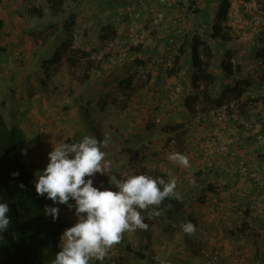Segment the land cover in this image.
Here are the masks:
<instances>
[{
  "label": "crops",
  "instance_id": "obj_1",
  "mask_svg": "<svg viewBox=\"0 0 264 264\" xmlns=\"http://www.w3.org/2000/svg\"><path fill=\"white\" fill-rule=\"evenodd\" d=\"M35 1L39 3L40 17L30 11L34 0H0V111L10 124L24 129L28 145L24 155L26 163L36 174L42 173L49 163L53 140L72 143L89 135L103 141L107 136L110 138L108 147L102 150L107 153L106 159L112 161V167L106 174L97 173L92 177L95 187L117 190L110 184L109 175L119 179L125 172L149 174L147 170L160 165L173 174L175 170L163 159L158 162L139 158L138 163V158L130 151L144 144L143 137L150 135L147 131L153 128V119L160 107L169 118L175 112L177 122L185 120L178 117L179 113L186 117L190 114L185 101L190 94L198 92L192 81L190 83L196 72L192 65V37L210 35L212 30L208 26L216 23L224 0H174L164 5L159 0H67L68 12L65 13V5L62 13H54L46 0ZM228 1L231 6L223 22L225 28L219 34L227 35L229 40L209 42L215 44V54L223 52L238 58L236 64L243 69L245 80L258 81L257 77L263 76L257 62L258 56H264V0ZM68 5L71 8L67 9ZM151 5L163 14L159 21L149 12ZM186 7L192 8L194 14L177 37L175 59H178L174 61V72L165 75L161 67L172 19L184 17ZM129 10L144 14L137 22L141 42L118 43L113 50H108L110 39L107 38L113 30L117 34L124 29ZM120 28L122 30L118 31ZM75 33L79 34L77 40H74ZM121 37L122 34L117 39L120 41ZM65 42L70 45L62 48L64 52L85 51L91 56L94 68L87 70L89 62L80 66L85 60L83 56L78 66L71 67L67 52H62L60 61L46 64L44 61L53 58ZM18 45L23 46L24 52L10 67L7 58L10 53L16 55ZM222 59L217 60L220 67ZM143 62L151 64L150 71L139 70ZM213 65L210 62V67ZM77 69L82 70L80 75ZM86 72L87 78L83 76ZM220 74L215 92L228 96L238 94L244 82H238L235 75L227 77L222 71ZM230 80L233 82L228 83ZM129 82L131 84L127 85ZM246 109L245 117H249L251 113ZM229 123L230 127L222 126L223 130L231 133L236 142L239 138L237 140L238 136L232 133L234 124L231 120ZM205 130L202 128L201 134H205ZM250 135L242 131V136ZM191 159L188 184L176 189L182 199L188 200L180 219L164 213L160 207L156 210L162 215L152 219L142 212L149 224L148 230L125 233L121 243L104 261L93 259L90 264H158L156 257L166 260L167 264H206L202 251L213 249L223 253L225 264L234 255L246 257L242 264H256L257 258H262L261 264H264V191L252 180L257 177L258 168L264 167V156L248 163L249 170L239 183L227 177L229 174L219 178V160ZM204 169L214 172L204 173ZM195 171L198 174L195 175ZM161 178L167 181L169 177ZM216 185L221 187L219 191ZM207 193L214 196L212 203L191 198L193 194ZM246 194L248 199L244 201ZM235 199H241V207L234 205ZM250 201L256 203L252 208L248 205ZM69 204L73 206L71 209L62 204L67 228L77 222L75 201L70 200ZM188 221L196 226L192 235L181 229V224ZM137 233L140 236L135 243ZM196 242L200 251L191 253L192 248H197Z\"/></svg>",
  "mask_w": 264,
  "mask_h": 264
},
{
  "label": "clouds",
  "instance_id": "obj_2",
  "mask_svg": "<svg viewBox=\"0 0 264 264\" xmlns=\"http://www.w3.org/2000/svg\"><path fill=\"white\" fill-rule=\"evenodd\" d=\"M189 9L194 14L192 8ZM210 41L213 42L212 39ZM208 45L212 47L211 44ZM15 54L20 55V53L16 52ZM228 57H230L229 59L233 68V72L228 76L235 75L238 82L245 83V78L241 73L244 71L242 68H239V64H236L238 58H236V62L234 63L232 59L235 56ZM260 60H264V56H258L257 62L259 68H261L260 71L262 70L263 73V67L259 64ZM164 61L165 58L163 63ZM174 61L167 70L164 69L162 63L161 68L165 75L173 67ZM206 61L208 60L206 59ZM145 64H149L150 67L146 70H141L140 66ZM138 68L141 72L150 71L151 64L143 62L139 64ZM257 70L259 71V69ZM261 78L263 76L259 79ZM244 87L245 85H243ZM242 90L240 87L238 90L239 95L236 94V96L240 97ZM197 93L195 92L190 95ZM202 100L203 98L198 101L204 103ZM195 103L193 102L192 105ZM244 103L247 108L246 110L251 115L244 117L245 121L242 125L246 127L245 122L255 116L254 119H257L258 126H261L258 119L260 115L252 111L254 106L247 102ZM192 105L190 114H192L193 110ZM181 134H183L182 131L180 132ZM251 136L252 134L248 137ZM109 139L106 136L103 141H99L94 136L85 135L82 140L72 143L66 142L63 139L59 141L53 140V150L48 154L49 163L42 173L38 172L36 174L35 190L38 195L45 196L47 194V198L54 203L68 205L70 209L73 206L69 204V201H75L77 222L67 228L62 234L61 250L55 255V259L52 260L51 264H90V261L93 259L104 261L110 251L121 243L125 233L148 230L149 224L145 222V216L142 215V212L147 213L148 219L159 217L162 215V212L156 209L161 206L166 198L181 199L180 194L176 191L178 186L177 177L172 175L171 172L168 173L169 178L167 181L148 174H129L125 172L119 179L116 175H109L110 184L117 190H101V188L95 187L92 177L97 173L104 175L112 167V161L106 159L107 153L102 150V148L108 147ZM167 159L181 168L190 167L189 157L180 152H170ZM12 175L18 176L19 173L15 172ZM218 186L216 185L215 187L217 188ZM20 187H24V185L21 184ZM207 194L201 196L195 195L194 199L201 197L205 203H212L214 196L211 194L213 199L206 202L205 196ZM168 207L170 208L171 205ZM220 208L223 209L222 206ZM9 211L7 203H0V232L7 230L10 224V218L7 215ZM44 211L45 214L51 215L53 220L58 219L60 211L58 207L45 206ZM181 229L185 234L192 235L196 231V226L191 221H188L181 224ZM156 259L158 264H167V261L160 257H156Z\"/></svg>",
  "mask_w": 264,
  "mask_h": 264
},
{
  "label": "trees",
  "instance_id": "obj_3",
  "mask_svg": "<svg viewBox=\"0 0 264 264\" xmlns=\"http://www.w3.org/2000/svg\"><path fill=\"white\" fill-rule=\"evenodd\" d=\"M46 1L54 13H62L67 0ZM230 6L231 3L228 0H224L221 3L209 40H222L223 42L229 40L227 35L219 33L224 28L223 22L226 21ZM30 11L33 15L41 16L39 8L33 7ZM37 37L38 35H36ZM66 45L69 46L70 43H63L57 49L54 57L44 62L49 64L60 61L62 52H64L62 48L66 47ZM202 46H204L203 50L205 52L210 53V48L212 47L208 45V40L203 39L202 36L194 35L192 37V65L196 72L192 77V85L193 88L197 89L200 81L205 80L207 84H210L211 78L214 76L210 71V62L201 59ZM65 52L69 54L68 62L71 67L79 65L80 57H88V53L80 49L76 50V54L74 51L71 52L69 50ZM221 57L223 58H220L222 59L221 71L228 75L231 74L233 68L230 57L226 58L224 55H221ZM177 59L178 57L175 60ZM87 64H89L87 70L90 71L91 68H94L92 62L89 61ZM218 65L219 63L217 62L215 66L217 67ZM174 69L175 65L169 70L168 74L172 75ZM83 76L87 78L89 74L86 72ZM130 84L131 82L127 85ZM202 96L210 97L206 90H201L198 94L188 96L185 101L186 107L191 110L192 102L201 100ZM214 102H217V105L220 106L224 102V98L214 99ZM231 114L230 112L229 115ZM240 115L242 116L234 122V127L232 128L236 130L242 128L240 132L242 134L246 127L242 125L244 116L243 114ZM27 149V136L24 129L10 124L3 112L0 111V203H7L10 209L7 214L10 218V224L7 230L0 232V264H51L52 260L55 259V255L61 250V236L68 227V223L64 218L62 204L54 203L47 198V194L40 196L36 193L37 175L24 159ZM15 172H18L19 175L13 176L12 173ZM203 172L212 174L214 171L204 169ZM136 174H142V171H137ZM221 175L219 174V178H221ZM233 179L236 182L242 181L240 178L238 180ZM186 183H188L187 180ZM21 184L24 187H20ZM169 205H171L170 208L168 207ZM45 206L58 207L60 210L58 219L53 220L51 215L45 214ZM184 207L182 198L180 200L166 198L160 209L170 216H175L180 214Z\"/></svg>",
  "mask_w": 264,
  "mask_h": 264
},
{
  "label": "built area",
  "instance_id": "obj_4",
  "mask_svg": "<svg viewBox=\"0 0 264 264\" xmlns=\"http://www.w3.org/2000/svg\"><path fill=\"white\" fill-rule=\"evenodd\" d=\"M174 0H159L161 4H168L172 3ZM185 16L184 17H175L172 19V31H170L171 35L168 39V42L166 44V57L165 61L163 63V67L165 70L170 67L175 59V55L177 53V37L184 31L185 25L187 22V19L189 17H193V12L189 8H185ZM149 12L154 16V19L156 21H159L163 16V14L157 10L156 7L151 5L149 7ZM144 14L141 11L138 10H129L126 13V23L124 31L126 30L128 32L129 39H125L122 41H119L117 38H112V41L110 42V46L115 43L116 45L119 44H139L140 37L137 33V30L135 28V23L143 18ZM121 34V33H118ZM78 38V34H75V39ZM18 53H21V49H17ZM140 55V54H139ZM12 61V60H11ZM232 61L236 62V57L232 59ZM259 64L263 67V73H264V60H260ZM150 67L149 64L141 65V70H146ZM159 97H157L156 100H158ZM260 101V102H258ZM241 102H247L248 104H252L254 106L253 112L258 113L260 115L259 122L261 123V126H258L257 119L249 118L245 122L246 130L249 131L252 136L246 137L242 143H240L239 146L231 145L229 141H226L223 138V131H217L213 140H214V155L219 158V156H222L226 158V166L225 170L229 172V176H232L235 179H242L244 175L249 170V165L251 161L254 160V158L258 157L259 150H264V75L263 78L259 79L258 81H254L248 86H245L242 90V93L240 94V97L235 96L233 103H229V101H224L221 103L220 106L214 107L215 109L208 108L207 110L204 109V103L197 101L193 105L192 110V117L191 119L187 120V122L184 123L183 126V133L186 135L193 134L197 126L205 119H210V121L223 120L225 122L226 117L231 112L232 114L230 116L238 118V114H240V104ZM231 104L232 111H226L228 106ZM259 105V107H258ZM252 106V107H253ZM226 114V115H223ZM261 119V120H260ZM157 122H161V119L158 118ZM175 143V141H173ZM264 153V151H261ZM254 157V158H253ZM264 167H261V169H258L257 177H253V182L259 186L260 189H263L264 191V179L262 178ZM239 182H241L239 180ZM237 182V183H239ZM186 179H181L179 181V185H185ZM218 190H220V187H217ZM213 199L211 194H207L205 196L206 202H209ZM248 195H244L243 200L247 201ZM249 207H254L255 202L250 201L248 202ZM234 204L236 206L241 207L242 201L241 199H235ZM202 254L204 258L206 259L207 264H225V259L223 257V253L216 249L213 251H202ZM246 261L244 256H232L229 259V264H242ZM262 262V259H257L256 264H260Z\"/></svg>",
  "mask_w": 264,
  "mask_h": 264
},
{
  "label": "rangeland",
  "instance_id": "obj_5",
  "mask_svg": "<svg viewBox=\"0 0 264 264\" xmlns=\"http://www.w3.org/2000/svg\"><path fill=\"white\" fill-rule=\"evenodd\" d=\"M5 1L8 2V0H5ZM34 2H35L34 3V7L38 8V6H37V5H39L38 1L34 0ZM69 6L70 5L67 6V9L71 8ZM65 12H68V10H66V5H65L64 13ZM114 28H115V26L113 25V29ZM135 28L137 30L138 35H141V37H142V33L138 29V23L137 22L135 23ZM208 28L213 31V27H211V25H209ZM124 29H125V27H124ZM124 29L122 30V28H120L118 30V31L122 30L120 32L122 34V37H121L120 41L125 40V39H129L128 32L126 30L124 31ZM212 31H211V33H212ZM121 34H118V33L114 34V30L112 31V33L109 35V38H107V39H110L108 41V45H107L108 47L106 46V48L108 50H113L114 47L116 46L115 43H113V45L110 46V42L112 41V38H117V36L121 35ZM209 36L210 35H208L207 38H209ZM78 38H79V34H78ZM203 39L208 40V44L211 43V42H209L210 41L209 39H206V38H203ZM214 45L215 44L213 43L212 48H210L211 49L210 53L209 52H205L203 50L204 46H202V52H201L202 53L201 59H203L205 61L207 59L209 62L214 63V65L212 67H210V71L214 75L211 78V83L207 84V81L202 80V81L199 82V87H198V90H197L198 93H200L201 90H206L208 92V94L210 95L209 98H206V97L202 96V98H203L202 101H204V104H205L204 105L205 106L204 109H206V110L208 108L215 109L214 107L218 106L217 102H214V99L224 98V101H229V103L232 104L233 101H234V98H235V96L237 94V93H235L233 95L228 96L226 94L225 95L221 94V93L218 94L217 91L215 92L216 87H217V83L216 82L218 80V77H219V75H222V74H220V72H221L220 64L217 67L215 65L217 63V60H219V58H222L221 55H223L224 53L221 52L219 54H215L214 53V49H215ZM18 48L21 49V52L23 54L24 50H23V46L22 45H18V47L16 48V50L14 52L18 53L17 52ZM227 55H229V54H227ZM227 55H226V53L224 54V56L226 58L228 57ZM18 56L19 55H13L12 53L9 54V56L7 58V62H8V65L10 67L14 66L15 59H17ZM215 58H216V60H215ZM226 58H225V60H227ZM11 60L13 61L12 64H11ZM89 61H91V56H88L87 58H85V60L82 61L80 66L86 65V63L89 62ZM76 72H77L78 75H80L82 70L77 69ZM225 75L227 77H230V76H228V74H225ZM260 77L261 76H258L257 78H260ZM191 81L192 80H190V83H191ZM244 81H246L244 83L245 86L249 85L252 82L250 80H245V79H244ZM232 82H233L232 80H230V82L228 81V83H232ZM240 87H241V89H244L243 85H241ZM210 93H212L213 96H211ZM231 104L228 106L226 111H232ZM245 109H246L245 103L241 102V104H240V111H241L240 114H243L244 117H245V112H246V111H244ZM156 112L157 113H156V115H155V117L153 119V122L155 123L154 126H153L154 129L152 128V129H149V131H147V133H149L150 135L147 136V138L143 137L144 144L141 147H139L137 150H135V151H132L131 149H129V150H131L130 151L131 155H133V156L136 155V157L138 158V160H137L138 163H139V158L148 159L150 161H158V162H160V159H163L164 161L167 162L166 165L168 167L173 168V170H175L172 175L177 177L178 171L180 169H182V168L179 165H177V164H175L173 162H170L167 159V156H168V154L170 152H180L182 154L187 155L189 157V160L193 157L191 159V161H199V159H201V157L204 158L205 161H210V160H214V159L219 160V162H218L219 163L218 172L220 171L219 174H222L223 176H226L227 174H229V172L225 170V166H226V164H225V162H226L225 156L224 157L219 156V158L216 157V156H213L214 155V149H215L213 138H214V136H215L217 131H221V132L224 131L222 126L228 127L231 124V123L228 124V122L230 120L234 124V121L235 122L237 121V119L235 117H232V116L229 115V116L226 117L227 120H225V122L223 120H221V121H218V120L210 121V119L207 118V119H205V121L203 120L197 126V129H196V131L193 134L186 135L185 133H183V134L180 135V132L184 131L183 130L184 123L187 122V120L191 119V117H192L191 114H189L188 117H186V115H181V113H179L180 115H178V117L181 116V119H185V120H182L181 122H177L178 120L175 119V115H176L175 112H174V115L171 116L170 118L163 114V112L161 111V107H160V110L157 109ZM240 114H238V118H240L242 116ZM223 115H226V114L223 113ZM158 118L161 119V122H157ZM166 119H170V122H167ZM210 124H212V125H210ZM173 125H177V126L173 127ZM214 125L216 126V129H215ZM202 128L206 129L205 130V134H201ZM233 132H234V134H236L238 136V137H236L237 140L239 138L238 141H236V142L233 141L232 137H231L232 134L231 133L228 134L225 131L223 132V138L226 141H229L231 145L239 146L240 143H242V141L246 137L242 136V134H240V132H238V130H236V129H233L232 133ZM227 134L229 136L228 139H226L228 137ZM173 141H175V143H173ZM198 146H200L201 151H200V148ZM202 146H204L203 151H202ZM261 151L259 150V152L257 153L258 157H256V158L253 157L255 161H257V159H259V158L261 159V157L264 156V153L261 152ZM158 164H160V163H158ZM155 168L156 167H154L153 169L147 170V172H151L148 175H151V176L156 177V178H161L163 175H168V173L164 170V168L161 165L159 166V168H156V169ZM258 169H261V168H258ZM197 172L195 171V175L198 174ZM257 172H258V170L255 173H257ZM190 173H191V170H188V168H185V170L183 169L180 173H178V177H177L178 186H180L179 185V181L181 179H186L187 181H189V174ZM186 184H188V183H186ZM194 196L195 195L193 194V197H191V198L194 199ZM183 200H184V203L186 201L188 202V200L185 199V198ZM196 200L203 202L201 197H198V199H196ZM184 206H185V204H184ZM177 217L180 219V214H178ZM139 236L140 235L138 233H137L136 236H134V238H135L134 242L135 243H136V240H137V238ZM195 244H196L197 248H195V247L192 248L191 249V253H198L200 251L201 247H200L199 243L196 242ZM156 262H157V260H155V263Z\"/></svg>",
  "mask_w": 264,
  "mask_h": 264
}]
</instances>
